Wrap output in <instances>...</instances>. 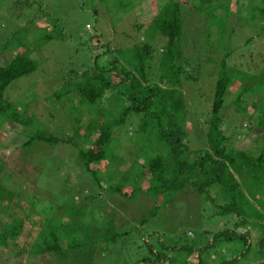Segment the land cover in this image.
Returning a JSON list of instances; mask_svg holds the SVG:
<instances>
[{"label": "rangeland", "instance_id": "rangeland-1", "mask_svg": "<svg viewBox=\"0 0 264 264\" xmlns=\"http://www.w3.org/2000/svg\"><path fill=\"white\" fill-rule=\"evenodd\" d=\"M25 1L27 3H20L19 0H0V66L6 65L17 54L22 55L25 51V55L35 61L37 66L31 74L14 80L4 92V99L19 115L20 122L15 123L7 118L0 120V172L3 170V177L10 180L6 183L8 189H14L13 192L24 190L25 195L19 200L2 199L0 203V230L3 223L12 217H22L24 221L23 232L14 242V246L11 244L6 250L0 247V264H43L44 256L34 257L28 250L40 245L34 246L36 242L40 243L37 237L42 226L47 225V219H55L57 226H64L67 221L76 222L74 218L79 220L71 214L75 204H79L84 210L81 218L83 223H94L99 228L102 224L97 223L101 218L105 235L125 233L119 238L118 245L111 247L104 239H99L100 236L92 237L96 236L93 228L86 234L80 232V242L83 244L80 253L83 257L86 256V261L80 264H134L144 254V244L140 243V239L147 238L152 233L161 236L163 244L169 247L178 244L185 246L194 241L199 245V237L223 230L224 222L211 217L213 209L208 204L199 203V196L189 194L185 190L169 196L165 200V206L159 208L156 216L141 225V217H146L155 206L159 207L161 204L155 205L154 200L145 194H136L132 199H126L110 192L96 191L75 147L41 141L25 145L37 134L59 140L71 138L74 130L78 126H84L89 120L107 118L117 113L108 112L106 99L98 108L84 104L76 94V86L86 79L84 74L91 77L96 73L94 58L99 51L91 48L92 45H98V41L89 42L94 35H98L97 39L103 43L108 42L112 50L121 47L128 55H132L136 48L149 44L155 59L149 62L151 70L147 71V76H154L151 83H158L160 52L166 45V38L160 36L150 41L148 33L140 30L138 25L139 21L148 24L167 0H124L123 4L121 1L116 2L117 0ZM178 1L183 3L180 8L181 61L183 65L187 64L184 66V75L179 78L180 91L184 95L186 105V141L190 150H204L207 129L202 126V121L210 117L215 85L213 63L214 66L217 65L223 55L222 51L227 47L231 50L228 58L230 66L237 69L241 65L245 69L237 71V76L241 78V75L252 72L259 76L264 67V29L257 13L254 19H251V14L239 13L236 7L249 13L246 0H242L237 6L232 4L229 12L221 6L226 4L227 0H211V5L208 0ZM206 10L213 12L215 16L208 20L205 26L202 24L200 11L205 15ZM223 19L227 22L224 31L215 23H224ZM210 30L215 34L213 40L220 42L223 38L226 47L215 51L211 48L206 50L207 43L212 39V36H207ZM199 57L202 63L200 67ZM207 57H210L211 61ZM185 75L189 78L186 79ZM113 78L112 73L111 79ZM236 91L235 86L228 89V103L233 102ZM61 93L64 94L60 95ZM254 93L257 94V91L254 90L251 95H256ZM251 100L252 98L247 100L248 104ZM119 105L118 102L115 106L118 108ZM90 110L95 111L96 115ZM227 110L229 111L228 108ZM130 119L131 123L134 122L133 127L127 125L124 129H114L113 143L107 149L105 160L110 161L109 167L106 168L105 164L99 167L103 172L115 175V181L108 182L106 186L112 183L118 185L120 174L132 172L131 165L135 161L146 166V161L155 155L154 151L149 155L141 151V144L137 142L136 129L140 124V116H131ZM242 119H238L239 123ZM243 123L248 125L247 121ZM235 129L242 133L238 127ZM260 133L263 134L261 130H254L253 135L241 136L232 144L244 149L249 147L250 142ZM97 135L98 132L94 131L90 141H94ZM154 146L155 143L152 142V147ZM83 147L88 148V145L84 144ZM145 174L143 185L148 183V172L145 171ZM128 187L125 185L122 189L128 190ZM86 190L95 197L84 196ZM26 194L31 198L32 210H35L36 214L30 212ZM85 197H88L86 203ZM53 201L58 206H55ZM37 213L40 216H37ZM45 230L48 231V227H45ZM99 231L98 229L97 232ZM97 234L104 236L101 232ZM92 240L97 241L91 244ZM155 242V237L151 236L149 243ZM224 246L228 249L216 246V251L206 250L201 253L203 264H219L222 259L232 254L233 246L237 247L238 252L242 248L237 244L224 243ZM92 251L94 252L91 258L89 254ZM166 253L161 264L183 263V257L177 252ZM15 254L18 256H14ZM197 255L199 256V251L191 255L186 264H196ZM247 257L250 261L256 259L255 252L245 256V259ZM66 259L70 261L69 264H77L73 256H67ZM56 260L55 264H68L66 261Z\"/></svg>", "mask_w": 264, "mask_h": 264}, {"label": "trees", "instance_id": "trees-1", "mask_svg": "<svg viewBox=\"0 0 264 264\" xmlns=\"http://www.w3.org/2000/svg\"><path fill=\"white\" fill-rule=\"evenodd\" d=\"M119 1L123 4L124 0L116 2ZM210 1L208 0L209 5H211ZM241 1L227 0V5L222 4L221 6L226 12H229L232 4L237 6ZM19 2L27 3L25 0H19ZM246 3L249 13L242 12L240 7H236L239 13L251 14V19H254L257 13L264 29V0H246ZM181 5H183L182 1L167 0V3L159 9V12L148 24L139 21L138 28L148 33L150 41H154L160 36L166 38V45L160 52L158 83H151L154 76H147V71L151 70L149 62L155 59L149 44L137 46L138 48L132 55H128L127 51L122 50L121 47L112 50L108 42L105 44L97 39L98 35H94L89 42L93 43L96 40L99 45H92L91 48V50L98 49L99 51V54L94 58L96 73L91 77L84 74L83 77L86 79L78 83L76 94L84 104L96 107L106 99L109 107L108 112L117 113H113L107 118L100 117L89 120L84 126H78L71 138L59 140L37 134L32 136L25 145L33 141H41L75 147L78 150L82 166L91 177L92 186L96 191L110 192L126 199H132L136 194H145L154 200L155 205L161 204L159 207L155 206L147 215L148 217H141V225L147 219L156 216L159 208L165 206V200L169 196L184 190L189 194L199 196V203L208 204L213 209L211 217L224 222L223 230L211 233L209 236L204 234L199 237V245L194 241L185 246L178 244L168 247L163 244L161 236L157 233H152L147 238L142 237L140 243L144 244V254L134 264H161L165 252H177L179 256L183 257L182 264H186L187 259L198 251L199 256L197 255L196 264H203L201 253L206 250L216 251V246L228 249L224 243L237 244L242 248L238 252L236 251L237 247L233 246L232 254L228 258L222 259L219 264H264V92H262L264 90V67L259 76L252 72V74L245 73L240 78L237 76V71L245 70L243 66L240 65L237 69L230 66L228 58L231 50L227 49L223 38L219 40L220 42L213 40L215 37L213 30L208 31L207 36H212V39L207 43L206 50L211 48L215 51L224 46L226 50L222 51L223 55L216 66L212 62V67H215L213 73L215 85L210 105V117L208 120L202 121V126L207 129L206 145H204V150H190L186 141V105L179 85V78L184 75L183 70L186 68L184 66L187 65H183L181 61ZM200 16L202 24L206 26L207 21H210L215 15L206 10L205 15L200 11ZM223 20L225 22L221 24L219 21H215L220 25L222 31L227 25L226 20ZM25 52L22 55L17 54L9 63L0 66V120L7 118L15 123L20 122L19 115L4 99V92L14 80L36 70L35 61L25 55ZM209 58L207 57L208 60H210ZM200 59L201 57H199V67L202 66ZM112 73L113 79H111ZM185 77L189 78L187 75ZM162 84L171 86H162ZM233 86L237 87L235 98L233 102L228 103L226 99L228 89ZM254 90L257 91V94L254 93L256 95L252 96L251 93ZM60 95L57 94L58 97ZM250 98L254 101L251 100L248 104L247 100ZM118 102L120 105L117 108L115 105ZM91 112L96 115L95 111ZM131 116H140V124L136 133L138 134L137 142L141 144V151L147 152L148 155L154 151L155 155L146 161V166L135 161L131 165L132 172L119 173L118 185L112 183V185L106 186L108 182L115 181V175L111 176V172H103L99 167H102V164H105L106 168L109 167L110 161L105 162V160L107 149L113 143L114 129L120 127L124 129L127 128V125L133 127L132 123L134 124V122L131 123ZM239 118H244L241 123L238 121ZM243 121H247L248 125L246 126ZM78 124L76 123V125ZM235 127H238L242 133ZM254 130H261L263 134L260 133L256 136V139L250 142L249 147L237 148L232 144L241 136L253 135ZM94 131H97L98 135L94 141H90ZM152 142L155 143V148L152 147ZM84 144L88 145V148H84ZM255 144H260V146L256 147ZM145 171L148 172L147 185H143ZM0 173L2 174V176L0 174V203L2 199L15 198V200H19L20 197H24V190L19 188V191L13 192L14 189H8L6 183L10 180L3 177V170ZM125 185L129 186L128 190L122 189ZM89 195L92 198L95 197L93 193L86 190L84 196ZM26 197L31 207L30 212L36 214L35 210H32L31 198L27 194ZM86 198L88 197L84 198V203H86ZM53 202L55 206H58L55 201ZM47 203L49 204V202ZM74 207L70 213L77 216L79 220L74 218L77 223L67 221L64 226H57L56 222L54 223L55 219L44 220L47 225L44 223L42 225L48 227V231H44L45 227L42 226L37 237L40 243L36 242L34 246L40 245H37L33 250H28L30 255L44 256L43 264H48L49 261L50 264H55L56 259L69 264L70 261L66 258L73 256L75 263L80 264L86 261V256L83 257L80 253V248L83 245L80 242V232L86 234L93 228L96 236L92 237L100 236L99 239H104L111 247L118 245L119 238L125 235V233L105 235L103 232L104 222L101 218L98 223L96 222L98 225L102 224V227L99 228L94 223H83L81 218L84 210L79 204H75ZM59 209L61 210V208ZM37 216L40 215L37 213ZM23 228L22 217H12L11 220L3 223L0 230V247L6 250L10 248L11 244L14 246V242L23 232ZM98 229L99 232H97ZM100 232L104 236L97 234ZM151 236L155 237V244L149 243ZM92 241L91 244L97 240ZM93 252L89 254L91 258ZM252 252H255L256 259L252 261L248 257L245 259V256H249ZM167 258L171 259L170 256Z\"/></svg>", "mask_w": 264, "mask_h": 264}]
</instances>
